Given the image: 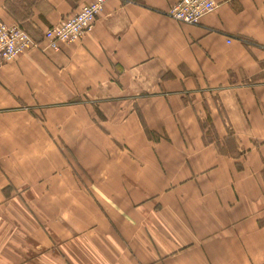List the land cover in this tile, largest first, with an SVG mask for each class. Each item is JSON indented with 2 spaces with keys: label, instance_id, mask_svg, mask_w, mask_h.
<instances>
[{
  "label": "crops",
  "instance_id": "crops-1",
  "mask_svg": "<svg viewBox=\"0 0 264 264\" xmlns=\"http://www.w3.org/2000/svg\"><path fill=\"white\" fill-rule=\"evenodd\" d=\"M0 0V264H264V0Z\"/></svg>",
  "mask_w": 264,
  "mask_h": 264
},
{
  "label": "built area",
  "instance_id": "built-area-1",
  "mask_svg": "<svg viewBox=\"0 0 264 264\" xmlns=\"http://www.w3.org/2000/svg\"><path fill=\"white\" fill-rule=\"evenodd\" d=\"M105 1L91 0L59 24L46 28L43 33L44 48L57 49L61 42L77 41L101 13ZM215 7L214 0H177L167 14L177 21L197 23ZM37 46L38 43L21 27L8 25L0 19V63L13 60L20 53Z\"/></svg>",
  "mask_w": 264,
  "mask_h": 264
},
{
  "label": "bare ground",
  "instance_id": "bare-ground-1",
  "mask_svg": "<svg viewBox=\"0 0 264 264\" xmlns=\"http://www.w3.org/2000/svg\"><path fill=\"white\" fill-rule=\"evenodd\" d=\"M84 5V4H83ZM62 43H64V42H62Z\"/></svg>",
  "mask_w": 264,
  "mask_h": 264
}]
</instances>
